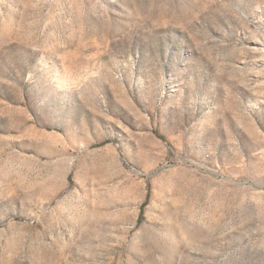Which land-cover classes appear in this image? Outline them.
<instances>
[{
    "label": "rangeland",
    "instance_id": "1",
    "mask_svg": "<svg viewBox=\"0 0 264 264\" xmlns=\"http://www.w3.org/2000/svg\"><path fill=\"white\" fill-rule=\"evenodd\" d=\"M0 264H264V0H0Z\"/></svg>",
    "mask_w": 264,
    "mask_h": 264
}]
</instances>
